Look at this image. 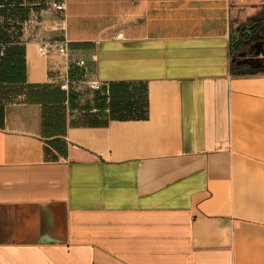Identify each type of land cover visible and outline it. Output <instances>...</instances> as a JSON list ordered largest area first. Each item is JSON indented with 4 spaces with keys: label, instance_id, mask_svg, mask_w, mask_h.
<instances>
[{
    "label": "crops",
    "instance_id": "0c3cea01",
    "mask_svg": "<svg viewBox=\"0 0 264 264\" xmlns=\"http://www.w3.org/2000/svg\"><path fill=\"white\" fill-rule=\"evenodd\" d=\"M25 1L27 93L0 119V264H264V25L231 53L264 0ZM53 41L67 55L39 52ZM114 90L138 104L127 119L96 105Z\"/></svg>",
    "mask_w": 264,
    "mask_h": 264
},
{
    "label": "trees",
    "instance_id": "16d2710c",
    "mask_svg": "<svg viewBox=\"0 0 264 264\" xmlns=\"http://www.w3.org/2000/svg\"><path fill=\"white\" fill-rule=\"evenodd\" d=\"M43 4L45 3V0ZM25 0H0V119L3 105L13 102L14 88L18 85L26 88V60L24 44L20 41L21 22L28 15V8ZM35 3V0H27V3ZM4 18V23L1 22ZM20 21V22H18ZM264 25L263 11L251 18L238 35L231 38V53L239 49L241 44L248 39L251 33L257 31ZM99 90V89H98ZM114 97L109 103L106 97L98 92L95 96L96 105L100 109L109 108L113 119H127L129 113L138 108L137 102L123 95L117 98V91L114 90ZM71 100V99H70ZM65 113L63 106H56L54 109L47 106L44 109L43 128L50 136L63 134L65 130Z\"/></svg>",
    "mask_w": 264,
    "mask_h": 264
},
{
    "label": "built area",
    "instance_id": "2783aa9c",
    "mask_svg": "<svg viewBox=\"0 0 264 264\" xmlns=\"http://www.w3.org/2000/svg\"><path fill=\"white\" fill-rule=\"evenodd\" d=\"M52 8L58 12H63L66 9L65 2H53L51 4ZM119 38H123V33H120L118 35ZM50 49H56L60 54L67 55V44L65 41H53V42H42L39 44V52L42 55H46ZM76 65L82 66L84 64V61H77L75 62ZM90 87L92 89L98 90L101 88V84L99 82H90ZM63 89L69 88V82L66 81L62 85Z\"/></svg>",
    "mask_w": 264,
    "mask_h": 264
},
{
    "label": "rangeland",
    "instance_id": "374dc122",
    "mask_svg": "<svg viewBox=\"0 0 264 264\" xmlns=\"http://www.w3.org/2000/svg\"><path fill=\"white\" fill-rule=\"evenodd\" d=\"M37 0H35V3L34 4H36V3H40L39 4V7L41 6V5H43V1H41V0H38L37 2H36ZM48 1L49 0H45V3H44V5L43 6H41V7H45L46 9L49 7V5H48ZM33 4V5H34ZM33 5H30L31 7H33ZM30 7V8H31ZM29 18H30V16H29ZM28 18V19H29ZM1 22H3L4 23V18H2L1 17ZM18 22H20V21H18ZM22 23H25L24 21H22L21 22V24ZM240 26V25H239ZM238 26V27H239ZM240 31V29L239 28H237L235 31H234V33H233V35L234 36H236V35H238V32ZM245 53H246V55L247 56H252V58H254L253 56H255L253 53H251L250 51H249V48L247 47V48H245ZM253 54V55H252ZM258 61V63L259 64H261L262 66H263V68H264V56H261L260 58H259V60H257ZM14 90H15V93H13V97H14V99H16V100H18V99H20V98H23L24 96H25V94L27 93V89L26 88H24L23 86H21V85H18V86H16L15 88H14Z\"/></svg>",
    "mask_w": 264,
    "mask_h": 264
}]
</instances>
